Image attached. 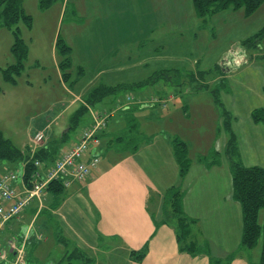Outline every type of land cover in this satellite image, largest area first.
<instances>
[{
    "label": "rangeland",
    "instance_id": "374dc122",
    "mask_svg": "<svg viewBox=\"0 0 264 264\" xmlns=\"http://www.w3.org/2000/svg\"><path fill=\"white\" fill-rule=\"evenodd\" d=\"M38 1L20 0L24 15L31 19L30 28L24 22L17 25L19 38L27 48L23 71L14 84L4 81L0 74V133L15 148H31L32 136L42 132V145L56 144L57 154H62L87 127L84 126L91 120L90 112L112 114L108 121L116 115L110 125L124 121L127 126L120 111L125 106L138 109L137 117H152L154 113L159 117L176 109L182 113L184 99L188 98L198 107L192 117L202 137L213 124L211 103L206 94L192 92H197L199 85L190 76L206 72L201 84L214 90L220 84L217 76L225 69L230 73L229 91L225 92L226 83L222 82L218 98L231 116V130L246 139L244 151L251 163L258 164L253 159L264 161V132L254 133L248 121L249 112L264 106V4L250 16L228 10L197 18L192 0H59L47 11L39 9ZM13 29L0 26V69L15 61L11 53ZM61 46L70 53H61ZM166 70L178 73L172 79V87H166V77L143 85ZM102 86L120 90L91 104L90 110L84 109L82 101ZM127 94L140 102L161 98L166 100V107L142 110L141 103L130 104L126 100ZM215 111L219 117L220 110ZM218 122L215 121L219 126ZM135 124L136 128L130 123L134 129L125 135L143 142L164 126L158 118L147 122L140 119ZM191 146L192 160L202 158V152L211 146L210 150L215 147L220 154V165L229 164L221 151V139L211 145L191 142ZM91 148L90 153L95 149ZM5 173H14L18 184L23 174L22 162H1L0 176ZM18 220L11 221L7 229H14L19 236L26 225ZM259 225L264 227V218H260ZM35 231L43 236V241H37ZM4 234L5 229L0 237ZM52 234L35 228L34 241L25 251L26 264H83L75 260L63 262L71 247L59 244V235ZM224 242L229 247L232 243L228 237ZM116 260L114 256L100 255L98 263L122 264V260Z\"/></svg>",
    "mask_w": 264,
    "mask_h": 264
},
{
    "label": "crops",
    "instance_id": "0c3cea01",
    "mask_svg": "<svg viewBox=\"0 0 264 264\" xmlns=\"http://www.w3.org/2000/svg\"><path fill=\"white\" fill-rule=\"evenodd\" d=\"M220 65L217 66L218 69H222ZM222 71L223 73L217 76V82H226L225 92H228L230 85L227 80L230 79V73L229 70ZM262 90L264 91V88ZM196 91L192 92L206 94L211 103L210 115L213 124L211 123L206 135L200 137L198 134L192 117L194 108L198 107L189 102L190 98L184 99L182 113L178 109L171 113L165 109L163 111L167 112L162 116L159 114V117L154 115L155 113H152V117H137L138 109L128 106L131 110L129 115L136 122L140 119L147 122L158 118L164 125L163 129L156 135L148 136L134 154L116 152L113 149V140L124 132L126 125L124 121L120 124L114 121L110 125V122L115 120L116 115L113 116L100 136V145L93 147L95 149L92 153L89 151V155L99 157L100 162L88 180L82 184H72L58 197L47 193L42 210L33 202L18 218V221L26 225L25 230L21 229V235L18 236L14 229L8 230V224L4 227L7 234L0 237V253L7 251L8 243L13 239L18 243L26 239V251L28 245L34 241L32 234L35 228H43L52 231V235L59 232L72 246L93 260L94 264H99L100 255L114 256L116 262L122 260V264H210L212 261L225 263L226 259L234 254L229 264H257L262 240L253 250L237 253L242 235V214L239 204L233 198L229 164L207 168L197 160H192L194 154L191 142L211 145L216 139H221V151L224 154L228 139V135L219 131L215 123L220 121V116H217L215 110L218 111V108L214 105L209 91ZM187 92L190 93V89ZM178 95L180 96L179 93ZM260 107L258 109H264V106ZM141 109L154 108L142 105ZM121 115L126 120L127 115ZM248 117L250 118V114ZM90 121H87L84 127L88 126ZM251 124L254 133L261 135L262 131L264 132V122L251 121ZM234 135L237 139L239 163L244 167L264 168V161L253 159L258 164L251 163L244 151L246 139L236 133ZM78 137L70 147L77 142ZM173 137L182 140L189 150L191 166L183 179L179 177L178 165L170 146ZM212 148L208 146L202 156ZM174 187L183 192L182 212L195 222L188 241L205 246L206 255L192 257L184 253L178 245L174 224L160 225L162 196ZM14 188L20 193L23 188L21 182L15 183ZM262 212L258 215V223L260 218H264ZM34 233L36 238L41 235L37 231ZM226 237L232 242L230 247L224 242ZM43 239L42 236V241ZM141 252H144L142 260L135 261L133 254L140 255ZM6 257L0 264H13L14 257L9 253Z\"/></svg>",
    "mask_w": 264,
    "mask_h": 264
},
{
    "label": "trees",
    "instance_id": "16d2710c",
    "mask_svg": "<svg viewBox=\"0 0 264 264\" xmlns=\"http://www.w3.org/2000/svg\"><path fill=\"white\" fill-rule=\"evenodd\" d=\"M58 1L59 0H39L38 6L41 11H47ZM263 4L264 0H192V6L197 18H205L207 16L215 15L228 10L233 12L243 11L244 16H250L254 14ZM20 22H24L26 27L30 28L31 19L29 16L24 15L21 9L20 0H0V26H4L7 29H12L14 27L13 35L15 41L12 46L11 53L15 61L14 64L9 65L6 69H0V74L3 77V80L11 84L15 83L16 78L23 71V63L27 58V48L24 42L19 38V30L17 28V25ZM263 34L264 29L261 31V35ZM56 43V46L60 44L58 40ZM60 49L61 53L64 55H68L70 53V50L65 46H61ZM168 73H170L169 75L172 77L168 76ZM205 73L206 72H197L195 75L191 74L190 78H192V81H195L196 83L198 82V89H205L209 91V95L212 97L214 105L218 108V110H220V125L218 126V130L224 131L228 135L223 156L229 163L233 198L239 204L242 214V235L240 244L237 248V253L242 251L249 252L253 250L257 246L260 238H262L260 259L257 264H264V227L261 228L258 223V215L260 211L264 210V168L244 167L241 163H239L237 154V139L231 130V116L226 112L218 98V88L219 86H222L221 83L224 81H220V84L218 83L219 86L212 90L210 89V86L201 84L206 79ZM177 76L178 73L176 71H172L171 73L166 70L164 73L158 74L151 81L143 82V85L152 84L158 81L159 77H166V79H168L166 85L172 86L174 85L172 79ZM189 84L192 85L191 83ZM175 86L178 87L179 84ZM225 88L226 87H224V89ZM118 90H120V87H117L116 89H108L105 86L95 88L88 94L85 101L81 100L82 107L90 110L89 107L91 104L103 101L106 96ZM127 96L131 97L129 94H127ZM128 106H125L120 110L121 113H125L127 115V126L124 133H121L114 138L113 149L116 152H128L130 154H134L137 152L143 141L139 140V138L137 140L136 138H130L125 135L127 130L136 128V120L129 115L131 110ZM80 115L82 114L80 113ZM250 119L254 123L264 122V109H254L251 111ZM130 123L134 124V128H132L133 125L131 126ZM64 136L65 134L63 137ZM170 146L172 148L173 157L178 165L179 177L180 179H183L187 175L191 166L188 147L179 138H172L170 140ZM55 147L56 144L47 145L46 147L40 146L32 154L30 148H26L22 151L18 150L9 141L5 140L0 133V163L6 162L8 164H14L21 161L23 167L21 180L23 185L29 189L32 185V176L36 171V168L33 166L34 162H42L46 165V167L52 166L59 156ZM219 159L220 154L217 153L216 150H210L208 156L204 155L202 158H198L197 162L204 167L209 168L219 165ZM64 190L66 189H64L59 182H51L47 187V193H51L54 197L60 196ZM182 198L183 192L178 187L171 188L163 194L161 210L162 222L160 225H167L170 223L174 224L178 245L184 253L192 257L206 255L207 249L205 246L196 245L195 243L188 241L191 229L195 222L188 219L182 212ZM56 234L59 235V244H62L64 247H71L70 252H66L67 254L64 257L63 262H65V260H75L76 262L83 264H94L93 260L87 257L76 247L72 246L61 236L59 232ZM21 242L22 241H19V243ZM10 255L13 258V255ZM133 256H135V261L140 262L144 256V252H141L140 255L133 254ZM234 256L235 254L228 257L225 263L212 261L210 264H229ZM67 264L73 263L68 262Z\"/></svg>",
    "mask_w": 264,
    "mask_h": 264
},
{
    "label": "built area",
    "instance_id": "2783aa9c",
    "mask_svg": "<svg viewBox=\"0 0 264 264\" xmlns=\"http://www.w3.org/2000/svg\"><path fill=\"white\" fill-rule=\"evenodd\" d=\"M126 100L130 104L141 103L140 105L151 108L157 106L165 108L167 103L166 100L159 98L140 102V100L127 96ZM111 117L112 114L91 112V122L80 133L77 142L59 154L52 166L46 167L42 162H34L33 166L36 171L32 176V185L29 189L23 185L21 180L22 191L18 193L15 190L14 184L18 179L14 173H5L0 176V236L4 227L18 219L33 202L37 203L39 210L43 209L47 187L51 182H59L64 189H68L74 183L82 184L88 180L100 162L99 157L89 155L90 148L100 145V135L105 131ZM43 141L44 134L42 132L32 136L33 146L30 148L32 154L42 145ZM37 240L41 241L42 236H37ZM25 244L26 239L21 243L14 239L8 243L9 254L14 257L13 264H25ZM7 255L8 252L0 253V261H5Z\"/></svg>",
    "mask_w": 264,
    "mask_h": 264
}]
</instances>
